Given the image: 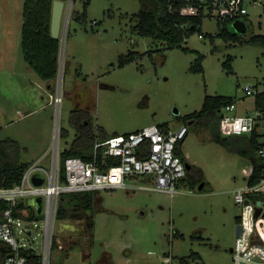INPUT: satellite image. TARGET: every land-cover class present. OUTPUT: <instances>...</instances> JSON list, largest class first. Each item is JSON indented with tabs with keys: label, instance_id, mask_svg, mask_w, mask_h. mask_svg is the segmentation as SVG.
<instances>
[{
	"label": "rangeland",
	"instance_id": "obj_1",
	"mask_svg": "<svg viewBox=\"0 0 264 264\" xmlns=\"http://www.w3.org/2000/svg\"><path fill=\"white\" fill-rule=\"evenodd\" d=\"M258 2L248 7L246 34L237 33L236 24L228 27L240 42L225 41L217 23L204 20L202 34L209 35L197 33L171 50L134 31L144 0H90L88 7L85 0H67L59 74L51 83L24 60V0L0 1V143L16 141L22 163L44 156L48 164L56 122L61 151L73 146L76 125L88 119L96 140L150 125L189 126L179 153L191 168L176 195L152 190L150 177L127 182L147 189L62 194L59 207L67 217L55 223L50 264H233L242 215L234 192L248 185L252 164L189 118L202 110L206 96L233 98L239 115L255 110L256 98L244 88L264 91V48L243 41L264 36V0ZM130 51L138 55L121 66ZM199 55L202 73L192 69ZM33 237L42 254L43 235L35 231Z\"/></svg>",
	"mask_w": 264,
	"mask_h": 264
},
{
	"label": "built area",
	"instance_id": "obj_2",
	"mask_svg": "<svg viewBox=\"0 0 264 264\" xmlns=\"http://www.w3.org/2000/svg\"><path fill=\"white\" fill-rule=\"evenodd\" d=\"M181 14L211 20L224 28L236 22L246 24L248 7L259 6L258 0H182ZM205 35L201 34L200 38ZM247 96L264 95L256 87L246 86ZM57 103L61 99L57 98ZM219 131L223 138L247 137L256 144L260 177L254 185L234 192L235 203L242 207L239 234L232 249L233 264H264V109L237 113L236 103L219 112ZM189 134L188 124L178 127L150 125L139 131L114 135L95 141L91 160L69 157L61 162L60 124L55 123L53 148L48 164L42 156L30 164L18 184L0 185V255L2 264H50L54 247V228L60 197L65 193H87L113 189H147L128 184L129 180L150 177L152 190L174 196L178 184L187 174L186 159L179 146ZM34 178L43 183L36 185ZM40 197L43 213L39 214L27 200ZM25 204L26 207H21ZM41 223V224H40ZM43 235V253L35 242L34 232ZM4 252V253H3Z\"/></svg>",
	"mask_w": 264,
	"mask_h": 264
},
{
	"label": "trees",
	"instance_id": "obj_3",
	"mask_svg": "<svg viewBox=\"0 0 264 264\" xmlns=\"http://www.w3.org/2000/svg\"><path fill=\"white\" fill-rule=\"evenodd\" d=\"M61 1L66 2L67 0ZM146 1L144 0V7L136 15L134 31L139 36L152 39L157 44H164L168 49L173 50L182 48V43L193 35L197 33L202 34L203 22L201 18L188 17L181 14L183 7L182 0H154L153 6L152 4L147 6ZM53 2L54 0H24L21 42L24 60L27 65L34 70L41 80L51 83L55 81L59 74L61 49V40L53 39L51 36ZM89 3L90 0H85L86 7L89 6ZM228 27L227 25L224 28L220 27L222 31L219 36L227 42H240L239 36L231 34ZM210 37L215 39L214 36ZM243 42L264 48L263 35L249 36ZM137 55L138 53L130 51L128 56L124 57L121 61V66L132 63ZM203 60V56L199 55L192 68L194 72H203ZM225 67H230V60L225 63ZM228 73L232 74L230 71ZM51 83L49 86H51ZM233 103L235 101L231 97L206 96L202 110L193 114L189 119L193 123L196 120L200 121L207 128L214 141L225 146L231 152L240 154L251 161L252 168L248 184L254 185L260 177V163L256 157L255 142L244 136L232 138H222L220 136L219 112L224 107ZM255 104L257 108L264 109V95L257 97ZM79 122L80 120L76 124ZM167 125L164 124L162 126ZM76 126L79 130L78 139L71 148L64 150L61 154L62 162L69 157H80L84 160H91L92 158L96 137L88 130L91 126L90 120L88 119L87 125ZM63 135L67 137L68 134L64 132ZM101 138L106 139L108 136H102ZM20 150L19 144L14 140L9 139L0 143V185L3 187L10 188L18 184L22 175L30 166L28 163L20 161ZM90 201L91 197L89 194L87 196V208L89 209ZM21 207H26V205L22 204ZM6 208V204L0 203V212ZM66 217V209L59 207L57 218L64 220ZM240 221L241 218L238 219V223ZM91 226L93 227V223H91ZM54 245H57L56 242ZM3 257L1 254L0 264L3 262Z\"/></svg>",
	"mask_w": 264,
	"mask_h": 264
},
{
	"label": "water",
	"instance_id": "obj_4",
	"mask_svg": "<svg viewBox=\"0 0 264 264\" xmlns=\"http://www.w3.org/2000/svg\"><path fill=\"white\" fill-rule=\"evenodd\" d=\"M66 9V2L61 0H54L53 6H52V17H51V36L53 39L61 40V34H62V26H63V17L64 12ZM235 28L237 30V33L239 34H246L247 27L243 22H236ZM193 123L190 122L191 125ZM187 170H190L191 166L189 164L186 165ZM34 183L36 185H41L43 181L41 179L34 178ZM204 188V185L199 186V190L202 191ZM27 204L30 206H34L37 209V212L39 214L43 213V203L42 198L36 197L27 200ZM70 227V226H69ZM71 229H74L75 226L71 225ZM241 225H237L236 228V234H239L241 230Z\"/></svg>",
	"mask_w": 264,
	"mask_h": 264
},
{
	"label": "crops",
	"instance_id": "obj_5",
	"mask_svg": "<svg viewBox=\"0 0 264 264\" xmlns=\"http://www.w3.org/2000/svg\"><path fill=\"white\" fill-rule=\"evenodd\" d=\"M227 97H229V96H227ZM255 102H256V100H255ZM141 130V129H140ZM136 131H139V130H136ZM136 131H134V132H136ZM117 135V134H116ZM102 136H108V137H111V136H114V135H108L106 132L104 133V135H102ZM102 139V138H101ZM96 141V140H95ZM238 224V223H237Z\"/></svg>",
	"mask_w": 264,
	"mask_h": 264
}]
</instances>
